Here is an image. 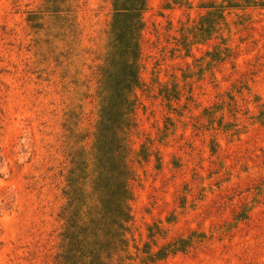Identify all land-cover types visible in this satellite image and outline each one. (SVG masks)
<instances>
[{
	"label": "rangeland",
	"instance_id": "obj_1",
	"mask_svg": "<svg viewBox=\"0 0 264 264\" xmlns=\"http://www.w3.org/2000/svg\"><path fill=\"white\" fill-rule=\"evenodd\" d=\"M114 13L0 0V264H63L69 230L67 264H264V0H147L129 231L95 189Z\"/></svg>",
	"mask_w": 264,
	"mask_h": 264
},
{
	"label": "trees",
	"instance_id": "obj_2",
	"mask_svg": "<svg viewBox=\"0 0 264 264\" xmlns=\"http://www.w3.org/2000/svg\"><path fill=\"white\" fill-rule=\"evenodd\" d=\"M146 5L147 0H113L115 13L110 32L111 49L99 73L102 110L96 150L100 172L95 189L101 195L103 221L112 219L113 224L124 231H129L126 225L133 221L128 203L133 200L132 182L136 178V171L129 157L132 153L131 136L137 125L133 117L136 100L131 101V97L141 84L139 61L144 30L142 12ZM80 178L75 176L70 180L71 190L67 195L71 208L83 194L79 186H72ZM75 240L74 233L69 230L65 238L68 250L67 256H63V264L71 260L70 256L77 245Z\"/></svg>",
	"mask_w": 264,
	"mask_h": 264
}]
</instances>
